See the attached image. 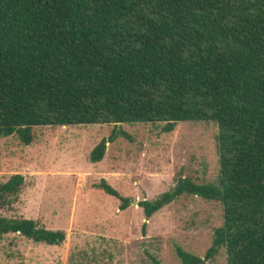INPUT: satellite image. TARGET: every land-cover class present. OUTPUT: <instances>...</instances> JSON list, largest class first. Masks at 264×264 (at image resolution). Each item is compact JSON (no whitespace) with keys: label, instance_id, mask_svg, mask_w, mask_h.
<instances>
[{"label":"trees","instance_id":"obj_1","mask_svg":"<svg viewBox=\"0 0 264 264\" xmlns=\"http://www.w3.org/2000/svg\"><path fill=\"white\" fill-rule=\"evenodd\" d=\"M213 123L218 175L209 184L178 177L142 201L146 218L183 196L217 202L222 224L200 258L181 264H264V0H0V138L33 142L34 127ZM119 128L118 131L116 129ZM105 140L89 160L105 154ZM0 185V207L23 185ZM97 189L130 199L105 180ZM59 246L62 231L0 216V237ZM153 264H160L154 260Z\"/></svg>","mask_w":264,"mask_h":264},{"label":"rangeland","instance_id":"obj_2","mask_svg":"<svg viewBox=\"0 0 264 264\" xmlns=\"http://www.w3.org/2000/svg\"><path fill=\"white\" fill-rule=\"evenodd\" d=\"M161 127L122 125L129 138L113 142V125L97 124L34 127L28 146L16 136L0 138V185L14 175L24 178L0 216L65 234L59 246L2 236L0 264H181L177 248L202 258L222 224L219 203L183 196L150 218L139 203L168 192L178 177L215 182L218 130L213 123L183 122L170 133ZM102 140L104 157L93 164L90 153ZM100 180L130 199L127 209L119 210L118 199L97 189ZM206 264H226L225 250Z\"/></svg>","mask_w":264,"mask_h":264},{"label":"water","instance_id":"obj_3","mask_svg":"<svg viewBox=\"0 0 264 264\" xmlns=\"http://www.w3.org/2000/svg\"><path fill=\"white\" fill-rule=\"evenodd\" d=\"M132 203H136L137 204V201H133Z\"/></svg>","mask_w":264,"mask_h":264}]
</instances>
